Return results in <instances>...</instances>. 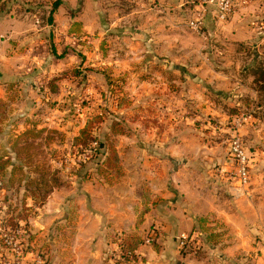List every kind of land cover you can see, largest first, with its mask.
I'll list each match as a JSON object with an SVG mask.
<instances>
[{
	"label": "rangeland",
	"instance_id": "374dc122",
	"mask_svg": "<svg viewBox=\"0 0 264 264\" xmlns=\"http://www.w3.org/2000/svg\"><path fill=\"white\" fill-rule=\"evenodd\" d=\"M55 1L0 0V156L26 163L30 170L27 177L17 170L10 182V173L0 175V264L13 261L7 253L19 252L10 249L3 235L15 229L20 230L14 232L20 252L33 253L27 264H76L80 256V264H93L92 253L106 254L98 264H157L159 259L175 264V255L189 254L208 264H260L264 0H241L249 9L241 15L237 27L242 32L235 40L236 26L227 31L208 24L210 30L226 31L221 32L224 41L205 38L206 21L200 33L190 27L199 0H62L52 13ZM131 70L145 78L162 72L170 79L166 93L129 95ZM242 113L250 118L241 120L239 133L256 159L251 161V184L240 197L245 204H260L258 221L240 220L234 231L209 216L190 225L173 220L169 199L153 195L156 186L132 180L135 189L129 192L119 184L128 170L117 145L121 136L133 132L130 123L161 132V125L172 121L182 134L220 144L213 160L201 158L189 167L200 169L196 179L202 186L213 187L222 179L239 197L222 170L230 164L234 121ZM97 115L100 122L95 121ZM167 116L171 120L165 124ZM115 117L123 122L124 133L110 130ZM88 121L94 123L92 138L81 145L76 138ZM29 127L46 131L15 143ZM52 129L58 133L49 132ZM138 138L136 150L158 151ZM105 144L118 152L120 174L115 168H101L104 156L99 146ZM136 163L127 165L135 168ZM154 165L158 168L160 162H151L149 170ZM28 178L32 183L27 184ZM173 197L175 208L183 205L179 191ZM183 232L189 237L184 245ZM231 241L242 245L241 253H221ZM45 254L47 260L40 262L38 257Z\"/></svg>",
	"mask_w": 264,
	"mask_h": 264
},
{
	"label": "crops",
	"instance_id": "0c3cea01",
	"mask_svg": "<svg viewBox=\"0 0 264 264\" xmlns=\"http://www.w3.org/2000/svg\"><path fill=\"white\" fill-rule=\"evenodd\" d=\"M247 9H249V7L244 6L242 1L239 0L237 1L235 12L231 13L225 21H218L211 14H209L206 19V28H208V24L211 22L218 25V28L223 26V28L227 31L228 29H232L233 26H236L235 31H233V33H236L233 34V39L235 40L239 38L237 36L242 32L241 30H239L241 26L237 27V25H239V23L241 22V15ZM222 31L226 32L220 29L210 30L208 28L206 31L204 30L203 33L205 35V38L214 37L215 39V37L217 36L219 40L224 41L222 40ZM220 49H222L221 45L217 47V50ZM129 65L133 64L129 63ZM169 80L170 79L162 72L156 73L151 78H145L143 77V75H140L139 72L136 73L131 70L128 74V85L126 87V92H128L131 96H133V94L138 95L143 92L152 91L166 93L168 86L167 83L169 82ZM168 92L171 94V96L175 93L171 90V87ZM160 98L161 99L159 100V103L162 104V95H160ZM175 110L177 111V109ZM162 114H164L163 111ZM170 120L171 117L167 116L165 118V124L167 122H170ZM130 126L133 132H131L130 135L121 136V138H119L120 141L117 145L119 149V155L125 162H123V164L126 165V169L128 170V172L123 176V181L119 184L124 186V188H126L125 186H127L129 192H134L135 189V186L130 185V183L132 184V180H136V182L143 180L141 184L146 183L151 187L156 186L155 190H153V195L169 199L167 207L169 209H172V212L175 216L173 217V220L177 219L181 222L186 221L190 225H193L196 222L197 218L201 216H209L213 219H216L220 223L231 227V231H234L236 224L240 220L251 219L252 222L258 221V210L260 208V204L254 202L253 204L249 203V205L245 204V198L240 196L235 197L231 193V189L227 188L228 185L226 186V183L222 179L217 180V182H215V186L213 187L206 188L205 186H202L200 181L196 179L197 172L200 169L195 168V166L189 167V164L191 162H195L201 158L204 161L206 159L213 160V154L218 153L220 144H217L215 142V145L211 141L206 142L205 140L200 142L199 138L193 135L182 134L183 131H181V129L177 127V123L172 121L168 125H161L163 126V128L161 132L158 131L159 133L157 132V130H159L158 127H146V124L130 123ZM136 138H138V142L147 143V145L154 144L157 147L158 151L150 153L148 148H140V150H136ZM189 145H193L194 149L189 150L187 148V146ZM197 149L199 151H197ZM255 154V152H251L252 156L250 155V157L252 162H255ZM157 161L160 162L159 167L155 168L154 165L152 170L151 168L149 170L150 163H154ZM129 162H137V167L131 168L127 165L129 164ZM178 163H182V165ZM130 168L133 171L130 170ZM138 170L139 174L137 173ZM218 183H225V186L222 184L218 185ZM176 190L179 191L180 194L185 198L183 205H180V207L178 208H175L173 204V196H176ZM122 195L123 193H121V197ZM172 197L173 199H171ZM262 206L264 209L263 203ZM251 215H253L254 217H251ZM183 234H186V232H183ZM234 242L235 241H231V243L229 242L222 250V252H220L226 253L228 256H233L235 255V253H241L238 250L239 248H242L240 247L242 245L237 246L238 244L235 245ZM245 248L246 247H244V249ZM93 255L96 258L89 257L90 260H93V264H98L99 261L102 262V260H100L101 258H103V260H105L106 258L105 253L104 256L102 255V253H92V256ZM81 258L83 257L80 256L79 260L76 261L78 263H75H83V261H81ZM176 258L177 257L175 255V257H173V262L179 264H208L205 260H200L196 257H193L191 254L178 257L177 259ZM258 262L260 264H263L264 256H259ZM148 263L149 262H145V264ZM157 264L164 263L159 259ZM211 264H222V262H213Z\"/></svg>",
	"mask_w": 264,
	"mask_h": 264
},
{
	"label": "built area",
	"instance_id": "2783aa9c",
	"mask_svg": "<svg viewBox=\"0 0 264 264\" xmlns=\"http://www.w3.org/2000/svg\"><path fill=\"white\" fill-rule=\"evenodd\" d=\"M236 7L237 0H199L195 5L193 17L190 19L189 25L194 31L200 33L209 14L218 21H225L231 13L235 12ZM248 118H250L249 115L247 116L246 113H242L241 118L234 121L236 128L229 145V159L231 161L228 167L222 170L227 180L230 181L234 194L237 196L244 195L248 191V187L251 183V157L249 149L239 133V127L243 124L241 120L243 119L246 121ZM95 144H97V142H95ZM14 232L19 233L20 230L15 229L3 234L5 243L11 247L10 249L19 251L18 253H7L11 255V257H14L13 261L7 264H27L26 260L28 255L33 253L20 252L21 249L18 247V240ZM188 238L186 234H182L180 236L181 244H186ZM14 240H16V242ZM148 241H150V239H148ZM38 258L40 262H43L47 260L48 255L45 254L44 257L39 256Z\"/></svg>",
	"mask_w": 264,
	"mask_h": 264
},
{
	"label": "trees",
	"instance_id": "16d2710c",
	"mask_svg": "<svg viewBox=\"0 0 264 264\" xmlns=\"http://www.w3.org/2000/svg\"><path fill=\"white\" fill-rule=\"evenodd\" d=\"M61 3H62V0H56L53 3L52 13L58 9V7L61 5ZM49 21H50V23L54 22L52 15L49 17ZM74 72L76 74H79L77 71H74ZM101 119H102L101 115L95 116V121L100 122ZM93 124H94L93 121H88L86 126L81 129L80 135L76 138V140L79 144H81V145L82 144H84V145L89 144V140H91V138H92L91 130L93 128ZM110 130L112 132L124 133L125 127H124L123 122L119 121V119L115 117V119L112 121V123L110 125ZM45 131H46L45 128H41V129H37L36 127L26 128L22 132V134L18 135L17 139L15 140V143L18 144V142L24 138L26 140L29 137H39ZM49 132L58 133V131L56 129L49 130ZM50 138L51 137L47 136L45 139L47 141H49ZM15 147H16V145H15ZM99 150H100L101 154L104 156L102 159V165H101L102 167L101 168L103 170L108 169V168H112V169L115 168L116 173L120 174V169H119L120 158H119L118 152L116 151L115 147L113 145L108 146L105 144L104 147H101V145H100ZM27 166H28V164H26V163L16 164L15 162L12 161V159L10 157L5 159L4 157L0 156V175H7L8 173H10L11 176L9 177V182L12 181V177L16 173L17 170H20L22 172V174H24V176H26V177L29 176L28 173L30 170H28V172H27V170L25 169V167H27ZM30 183H32V180H31V178H28L27 184H30ZM27 191L30 193V195L33 198H35V200H39L38 194L36 192H34L28 188H27ZM134 250L136 251V247L133 248V251Z\"/></svg>",
	"mask_w": 264,
	"mask_h": 264
}]
</instances>
